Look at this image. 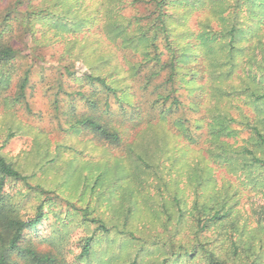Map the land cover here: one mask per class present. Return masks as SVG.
I'll use <instances>...</instances> for the list:
<instances>
[{
	"label": "rangeland",
	"instance_id": "374dc122",
	"mask_svg": "<svg viewBox=\"0 0 264 264\" xmlns=\"http://www.w3.org/2000/svg\"><path fill=\"white\" fill-rule=\"evenodd\" d=\"M145 1L0 0V47L16 52L0 63V154L31 186L75 206L44 205L45 216L24 245L53 257L54 264H207L208 253L220 255L228 247L233 223L242 242L255 244L240 260L250 256V263L255 256L257 264H264V242L258 243V235L251 238L257 218L251 208L263 197L244 175L206 153V124L213 115L236 120L225 118L236 135L221 138L231 149L238 150L251 136L241 125L244 120L252 124L254 111L245 93L253 86L248 74L260 79L261 72L249 71L246 53H234L231 68L226 61L228 45L240 50L264 42V15L256 19L242 0H194L202 6L178 8L174 0L164 7L169 42L180 57L173 95L183 106L162 116L155 102L165 94L170 72L161 71L144 91L155 70L145 63L152 49L128 40L135 41L136 30L155 20ZM44 10L50 19L26 16ZM232 26L238 32L230 43L223 32ZM207 29L214 32L213 40L201 35ZM163 41L157 37L165 61ZM86 73L120 88L125 111L101 88L94 89ZM82 118L117 129L121 141L99 138L84 126L74 128ZM180 120H186L194 141L176 125ZM253 175L263 176L264 170ZM218 191L229 198L225 209H231L224 225L209 222L211 196ZM24 193L22 183L8 179L0 190V198L15 199L23 219L34 216L41 200L31 196L22 202ZM195 203L205 210L199 213L205 229L196 225ZM93 220L109 232L103 234ZM90 237L89 257L80 258Z\"/></svg>",
	"mask_w": 264,
	"mask_h": 264
},
{
	"label": "trees",
	"instance_id": "16d2710c",
	"mask_svg": "<svg viewBox=\"0 0 264 264\" xmlns=\"http://www.w3.org/2000/svg\"><path fill=\"white\" fill-rule=\"evenodd\" d=\"M247 6V12L249 14L255 15V18L259 20V16L264 15V0H242ZM176 2V8L182 7L186 4H191L192 6L201 5L198 1L194 0H178ZM149 5L151 10L156 13L155 20L149 22L147 25L142 26L136 30V35L134 39L128 38L130 44H135L137 42H143L147 45L149 49H152L151 57L145 63L151 65V69L155 68L151 72L148 80H145V86L143 84L142 88L145 91L147 86L150 85L151 79L154 77H159L160 72L168 69L170 74L165 81V94L158 95V99L155 104L159 107L156 108L160 111L161 115H167L173 113L174 110H178L183 106L182 101L179 97L174 96L176 93V70L180 69V57L177 55V51L172 47L169 42L168 36V21L169 15L164 13L162 10L168 4L173 5L174 0H146L144 2ZM200 6V7H201ZM51 13L44 10L43 13H35L34 11H27L26 16L28 18L35 17L41 19H50ZM168 19V21H167ZM63 21V20H62ZM238 32L235 26H232L228 31L223 33L230 36V43L233 41L234 35ZM214 32L212 30H204L202 36L208 41L215 38ZM157 37H163L164 48L168 52L167 60H161V52H158ZM260 47L259 53H255V48ZM258 47H245L240 50H236L233 44L228 45V61L226 64L229 68L234 64V53H246V66L251 71L254 67L261 72V78L257 79L255 75L248 74V78L252 81L253 86L247 87L245 95L250 101V107L253 108V116L251 119L252 124L244 120L242 126L248 128L251 131V136L245 140V144L241 146L238 150H233L221 138H233L236 135L235 130L227 126L226 119L229 121H236L235 119L221 114H216L211 116L209 122L206 124L208 134L210 135V145L207 154L210 159L215 163L222 164L229 168L234 169L233 173H241L245 176L248 183L252 184L257 195H260L264 199V175L254 176L253 172L256 169L264 170V42H260ZM16 52L10 48L0 47V63L9 61L15 56ZM153 55V57H152ZM261 55V61H257V56ZM222 67V65H221ZM69 75H73L72 72L66 70ZM175 72V73H174ZM251 73V72H250ZM85 80L94 88H101L104 92L106 98H114L115 102L121 110L125 111L123 106L125 105L122 97L119 95L121 92L120 88L110 86L106 82V78L100 76H93L90 73L84 74ZM155 91L157 89H154ZM84 93L77 92L76 96L84 98ZM247 104V103H246ZM248 105V104H247ZM109 108V106H108ZM186 120H180L176 125L182 130L183 135L189 138L190 141H194L193 133L186 126ZM84 126L94 130L99 138L105 139L112 143L120 142V134L117 129L111 126H102L97 121L92 118H82L77 120L74 128L77 126ZM8 180H13L20 182L25 186V193L21 196L20 200L22 202L26 201L27 198L31 196H39L40 204L35 209L34 216H29L25 219L17 214L15 210V199L14 198H0V264H20L16 259L25 261L27 264H54V258L48 255L38 254L34 248L30 245H24V241L30 232H35L37 227L41 224L44 215V205L51 204H63L67 208L74 209L73 206L68 201H65L57 196H48L47 192L43 190L40 186H31L28 183V178L22 176L13 166L8 163L3 156L0 154V190L3 187V182ZM201 186V184H198ZM221 192H214L212 194L213 206H209V222H219L223 225L225 222L223 220L228 217L231 209L224 207L228 204L229 198L222 197L219 195ZM216 198L215 200L213 199ZM194 211L197 215L196 225L200 229H205L208 227L203 218H201L199 213H205L204 208H200L194 204ZM84 213V217H86ZM252 216H256L255 226L251 229V238L254 235H258V243L261 245L264 242V202H256L255 206L251 208ZM94 224L97 225V229L103 234H107L109 229L102 224L99 220H93ZM209 224V225H210ZM230 234L226 238V244L228 247L222 254H216L210 252L207 255V264H257V258L254 256V260L248 262L250 256H247L246 261L242 262L240 260L241 253H250L254 250L255 244L252 242L244 243L242 242V236L239 234V229H235V224H230ZM243 232V231H242ZM245 232V231H244ZM92 238H86L84 245L82 246V254L80 258L87 259L91 250ZM244 244V245H243ZM185 255H191L185 253ZM230 261V262H229Z\"/></svg>",
	"mask_w": 264,
	"mask_h": 264
}]
</instances>
